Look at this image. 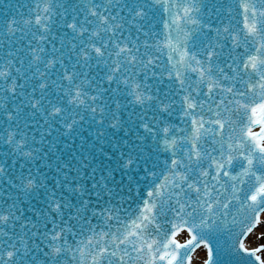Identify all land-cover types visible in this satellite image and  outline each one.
Masks as SVG:
<instances>
[{
    "label": "snow or ice",
    "instance_id": "snow-or-ice-1",
    "mask_svg": "<svg viewBox=\"0 0 264 264\" xmlns=\"http://www.w3.org/2000/svg\"><path fill=\"white\" fill-rule=\"evenodd\" d=\"M0 264H264V0H0Z\"/></svg>",
    "mask_w": 264,
    "mask_h": 264
}]
</instances>
